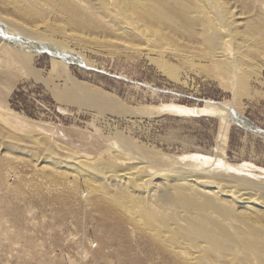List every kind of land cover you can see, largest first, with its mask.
I'll use <instances>...</instances> for the list:
<instances>
[{
	"label": "rangeland",
	"instance_id": "374dc122",
	"mask_svg": "<svg viewBox=\"0 0 264 264\" xmlns=\"http://www.w3.org/2000/svg\"><path fill=\"white\" fill-rule=\"evenodd\" d=\"M222 1L235 22H244L239 29L258 28L247 73L237 81L205 60V52L192 49L185 57L147 56L90 32L78 42L67 29L38 39L61 55L57 57L0 36V264H140L138 259L147 255L140 231L128 224L127 238L113 229L98 207L99 194L90 188L100 179L87 174L84 161L74 166L71 157L85 159L89 166L91 158H117L156 169L193 168L187 172L220 182V174L239 179L240 196L264 195V137L234 121V114L243 116L264 130V25L256 21L264 13L253 0ZM8 2L0 0V21L11 37L32 41L18 28L16 32L12 20L25 26V21L50 19L54 24L61 19L46 5H26L41 15L29 19ZM9 51L20 54L19 61L25 53L36 55L31 65H8ZM153 58L169 64L177 77L166 74ZM30 66L39 79L26 75ZM74 81L87 86L100 105L81 92L82 102L67 94ZM213 102L226 111L216 112ZM239 210L264 224L262 206L245 204ZM149 252L153 264L160 261L159 254Z\"/></svg>",
	"mask_w": 264,
	"mask_h": 264
},
{
	"label": "bare ground",
	"instance_id": "6f19581e",
	"mask_svg": "<svg viewBox=\"0 0 264 264\" xmlns=\"http://www.w3.org/2000/svg\"><path fill=\"white\" fill-rule=\"evenodd\" d=\"M10 1L18 8L17 13L26 18L38 16L32 10L23 8L26 5H32L33 8L46 5L49 11L55 12L56 18H61L55 20L58 29L50 19L38 23L25 21V26L16 19V22L12 20L16 32L19 29L20 34L32 41L50 39L52 32H67L68 29L71 31L69 38L78 42L83 39V34L90 32L89 35L93 33L111 42L120 41L124 46L147 56L172 53L175 57H185L188 56L187 50L192 49L205 52V60L208 58L216 63L218 71L233 81L247 73V64L251 62L250 52L253 50L251 44L255 41L252 34L258 30L253 26L239 29L238 26L244 22H235L222 0ZM253 1L259 4L258 10L263 14L264 0ZM52 2L58 9L53 7ZM46 14L43 12V15ZM256 21L259 26L264 25V16ZM0 36L7 41L11 39V43H18L12 37ZM134 41H139V44L132 43ZM34 55L32 52L25 53L19 61L20 54L9 51L7 64L25 61L31 65ZM153 60L166 74L177 77L175 70L165 61L157 58ZM26 75L40 78L39 72L31 66ZM73 86L76 87L75 91L68 87L65 92L78 96L82 102L78 94L81 92L84 99L99 104L100 100L94 97L87 86L75 81ZM215 109L219 114L226 111L221 105H216ZM244 119L240 121L241 124L248 125ZM249 127L246 126L251 129ZM70 160L74 166L82 164V161L85 164V159L77 156ZM89 162L92 167L82 166L87 168V174L100 179L90 188L99 194L98 207L110 225L115 231L124 232L127 238L125 227L132 225L147 243L145 247L148 253L138 259L140 264H153L154 259L149 252L153 250L160 256V261L154 264H165V260L170 264H264V224L248 217L249 211L239 210V206L245 204L248 208L251 205L264 208V195L240 196L239 179L226 178L220 174L216 176L217 179L220 177L225 180L220 182L199 175V172L191 174L193 168L187 170L171 166L156 169L136 159L91 158ZM75 171L80 174L79 170ZM78 178L83 184H89L87 178ZM229 180L232 181L227 183ZM226 197H230V200Z\"/></svg>",
	"mask_w": 264,
	"mask_h": 264
},
{
	"label": "water",
	"instance_id": "95a60500",
	"mask_svg": "<svg viewBox=\"0 0 264 264\" xmlns=\"http://www.w3.org/2000/svg\"><path fill=\"white\" fill-rule=\"evenodd\" d=\"M8 27H7V25L4 23V22H2V21H0V34L2 35V36H4V37H7V38H9V37H11V35H8ZM12 37L14 38V39H19V41L21 42V43H27V44H30V46H31V49H32V51H38V52H48V53H51L49 50V48H50V45L49 44H46V43H43V42H36V41H31V40H25L23 37H19V35H12ZM52 55H55V56H59V57H61V55H59V54H57V53H51ZM215 105H217V106H220L221 104H219V103H216V102H213ZM221 106H223V105H221ZM235 115V118L237 119V121L239 122V123H241V122H243V119H244V117H242V116H238V115H236V114H234ZM245 121H246V123L248 124V125H250V127L249 128H251V129H253L254 131H256L257 133H259V134H261L262 136H264V130H262L261 128H259L258 126H256L252 121H250V120H248L247 118H245L244 119ZM241 121V122H240ZM248 125H245V126H248Z\"/></svg>",
	"mask_w": 264,
	"mask_h": 264
}]
</instances>
